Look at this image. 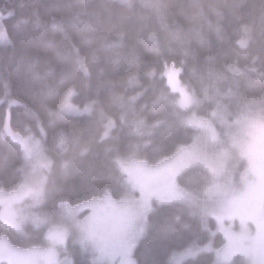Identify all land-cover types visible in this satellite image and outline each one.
Returning <instances> with one entry per match:
<instances>
[{
  "label": "trees",
  "instance_id": "trees-1",
  "mask_svg": "<svg viewBox=\"0 0 264 264\" xmlns=\"http://www.w3.org/2000/svg\"><path fill=\"white\" fill-rule=\"evenodd\" d=\"M0 16L9 38L0 44V189H16L28 172L21 147L4 133L7 121L39 138L48 157L45 211L120 199L127 184L119 160L155 165L194 141L165 71L189 89L198 116L264 115V0H0ZM68 90L89 113L59 114ZM213 181L200 165L177 178L198 202ZM202 219L185 202L153 206L135 264H171L208 242L221 248L223 236ZM2 235L21 248L46 243L44 228L32 225L19 233L0 221ZM71 256L73 264H94L76 247ZM181 264L218 263L200 252ZM230 264L246 261L235 256Z\"/></svg>",
  "mask_w": 264,
  "mask_h": 264
},
{
  "label": "rangeland",
  "instance_id": "rangeland-1",
  "mask_svg": "<svg viewBox=\"0 0 264 264\" xmlns=\"http://www.w3.org/2000/svg\"><path fill=\"white\" fill-rule=\"evenodd\" d=\"M8 41L0 19V44ZM165 72L176 104L187 112L184 123L196 130V137L155 165L119 160L127 184V194L120 199L103 195L45 211L43 188L49 161L42 143L37 137L14 132L5 122L4 133L21 147L28 172L16 189H0V221L19 233H24L26 225L44 228L46 243L21 248L2 235L0 264H73L74 247L94 264H135L132 254L145 233L148 214L153 206L173 202L191 204L204 222L212 220V233L221 234L224 245L217 250L211 242L186 248L171 264H181L200 252L214 253L218 264H230L235 256L243 257L246 264H264V115L245 111L232 121L224 113L210 119L198 116L189 89L178 75ZM73 94V90L66 92L59 114L89 113L90 104L75 105ZM240 163L235 179L233 168ZM195 165L207 168L214 178L200 202L177 183L178 176Z\"/></svg>",
  "mask_w": 264,
  "mask_h": 264
}]
</instances>
